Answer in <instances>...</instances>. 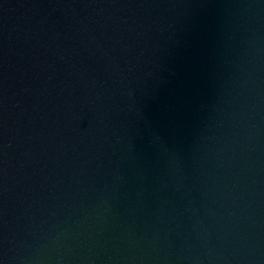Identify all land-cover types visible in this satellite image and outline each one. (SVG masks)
I'll list each match as a JSON object with an SVG mask.
<instances>
[{
    "label": "water",
    "instance_id": "95a60500",
    "mask_svg": "<svg viewBox=\"0 0 264 264\" xmlns=\"http://www.w3.org/2000/svg\"><path fill=\"white\" fill-rule=\"evenodd\" d=\"M0 264H264V0H0Z\"/></svg>",
    "mask_w": 264,
    "mask_h": 264
}]
</instances>
